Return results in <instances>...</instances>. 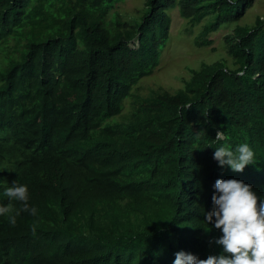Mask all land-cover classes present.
<instances>
[{"label": "trees", "instance_id": "obj_1", "mask_svg": "<svg viewBox=\"0 0 264 264\" xmlns=\"http://www.w3.org/2000/svg\"><path fill=\"white\" fill-rule=\"evenodd\" d=\"M124 1L0 0V204L10 207L0 264L206 258L221 251L203 215L215 180L241 179L264 197V19L225 36L231 65L203 64L183 89L155 92L116 121L160 63L170 10L193 25L213 16L196 39L203 47L251 0H146L134 25L117 12ZM245 142L255 162L243 171L213 156ZM14 180L28 186L35 216L3 194Z\"/></svg>", "mask_w": 264, "mask_h": 264}, {"label": "clouds", "instance_id": "obj_2", "mask_svg": "<svg viewBox=\"0 0 264 264\" xmlns=\"http://www.w3.org/2000/svg\"><path fill=\"white\" fill-rule=\"evenodd\" d=\"M216 138L225 139L224 132L218 130ZM199 142L200 136L197 134L195 143ZM213 156L220 166L227 165L238 172L255 162L254 149L247 142L239 143L234 148L227 143L221 144L215 147ZM213 187L216 190L212 194L214 206L206 212L203 209V215L208 226L214 224L220 230L221 235L215 238V243L221 246V251L200 258L191 252L179 250L175 253L173 264H264V197H258L251 184L237 178H217ZM3 194L10 200L22 202V211L33 216L37 214L36 207L28 203L26 184L14 180L3 189ZM8 213L10 207L0 204V216ZM18 214L19 211L8 215L9 223L15 224Z\"/></svg>", "mask_w": 264, "mask_h": 264}, {"label": "rangeland", "instance_id": "obj_3", "mask_svg": "<svg viewBox=\"0 0 264 264\" xmlns=\"http://www.w3.org/2000/svg\"><path fill=\"white\" fill-rule=\"evenodd\" d=\"M146 0H126L117 7V12L124 22L134 25L141 21L146 11ZM171 18L170 38L155 72L144 79L134 88L133 96L125 102V108L117 122L125 121L132 113L137 102L153 95L155 92L167 91L175 94L184 88L191 78V72L198 70L203 64L227 62L232 64L228 55V46L225 36L233 34L236 26L254 27L258 18L264 19V0H251L246 7L242 18L230 22L219 30L210 33L207 38L212 40L209 46L200 47L196 39L201 35L204 27L213 21L208 16L202 23L193 25L188 19L181 16L179 6L169 11Z\"/></svg>", "mask_w": 264, "mask_h": 264}]
</instances>
